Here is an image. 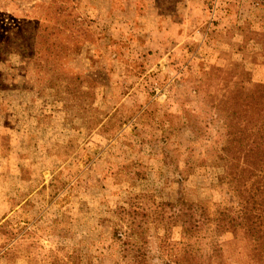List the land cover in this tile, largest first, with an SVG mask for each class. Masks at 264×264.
I'll return each mask as SVG.
<instances>
[{
	"label": "rangeland",
	"instance_id": "374dc122",
	"mask_svg": "<svg viewBox=\"0 0 264 264\" xmlns=\"http://www.w3.org/2000/svg\"><path fill=\"white\" fill-rule=\"evenodd\" d=\"M259 110L264 0H0V264H264Z\"/></svg>",
	"mask_w": 264,
	"mask_h": 264
},
{
	"label": "trees",
	"instance_id": "16d2710c",
	"mask_svg": "<svg viewBox=\"0 0 264 264\" xmlns=\"http://www.w3.org/2000/svg\"><path fill=\"white\" fill-rule=\"evenodd\" d=\"M258 117H259V120L261 119H264V110H259L258 113H257ZM264 121V120H263ZM258 128V131L259 132H262L264 133V122L257 126ZM264 144H262L261 142H257V144L255 145V150H256V156L257 157H261V155L264 153ZM232 169L234 170H237L236 167H234V165L231 163H227L226 164V167H225V170H224V174L222 175V177H220V183L221 185H226V184H232L233 182H239V183H242L244 181V178H245V170L244 169H241L239 170L238 172H235L233 173L232 172ZM260 173H264V160L262 159H259L257 162H256V166H255V174H254V178H257V179H260L258 181H255L253 184H252V188H253V191L251 190L250 191V196L251 197H260L263 195V192L261 191L260 188H257L255 187V185L260 182H262L263 178L261 176H259ZM243 180V181H242ZM246 185V184H245ZM245 185L242 184V187L245 188ZM258 187H260L258 185ZM247 191V189L245 190V192ZM241 221L239 224L236 225V227L240 226V227H243L245 229V222L249 219L247 218V215L246 214H243V216H241L239 218ZM245 221V222H244ZM252 243H255L252 241Z\"/></svg>",
	"mask_w": 264,
	"mask_h": 264
}]
</instances>
